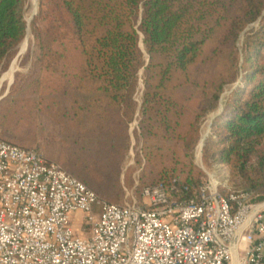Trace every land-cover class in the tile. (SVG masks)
<instances>
[{"label": "trees", "instance_id": "trees-1", "mask_svg": "<svg viewBox=\"0 0 264 264\" xmlns=\"http://www.w3.org/2000/svg\"><path fill=\"white\" fill-rule=\"evenodd\" d=\"M25 4L0 0V67L26 37ZM32 31L24 87L57 138L51 157L35 149L100 199L122 203L134 185L139 199L158 184L199 189L194 149L214 116L203 161L264 200V0H38Z\"/></svg>", "mask_w": 264, "mask_h": 264}, {"label": "built area", "instance_id": "built-area-1", "mask_svg": "<svg viewBox=\"0 0 264 264\" xmlns=\"http://www.w3.org/2000/svg\"><path fill=\"white\" fill-rule=\"evenodd\" d=\"M220 187L209 177L174 196L158 184L110 203L0 139V264H264V200Z\"/></svg>", "mask_w": 264, "mask_h": 264}, {"label": "rangeland", "instance_id": "rangeland-1", "mask_svg": "<svg viewBox=\"0 0 264 264\" xmlns=\"http://www.w3.org/2000/svg\"><path fill=\"white\" fill-rule=\"evenodd\" d=\"M38 11V0H26L25 18L28 24L25 39L19 45L16 53L11 57L6 67H0V139L12 140L22 145L37 148L44 155L51 157L54 153V137L53 126L51 120L44 115V110L39 104V97L26 89V78L33 71L34 61V34L32 31V22ZM13 70L9 77L5 75ZM142 72L140 71V77ZM233 87V86H232ZM230 86L228 91L232 90ZM142 79L139 81V89L136 94V100L141 101L142 95ZM213 117L206 121L202 130L203 138L206 139L210 124ZM137 128V122L134 121L130 125V131ZM202 138V140H203ZM202 140L194 149V161L197 167L202 171L201 181L207 180L209 177L220 183L223 192L235 189L232 178L231 168L226 164H207L202 159ZM135 145V139H132ZM140 152V146L136 149L130 148L128 165H135V155ZM138 171L134 173L137 176ZM234 180V179H233ZM137 181H135L136 184ZM129 191L137 199L138 188L136 185L132 188L124 189L122 201L126 198V192ZM78 223H74L76 232L79 231Z\"/></svg>", "mask_w": 264, "mask_h": 264}, {"label": "bare ground", "instance_id": "bare-ground-1", "mask_svg": "<svg viewBox=\"0 0 264 264\" xmlns=\"http://www.w3.org/2000/svg\"><path fill=\"white\" fill-rule=\"evenodd\" d=\"M12 71H13V70H11L10 72H8V73L5 75V77L8 78ZM203 144H204V138H203V140H202V145H201V146H203Z\"/></svg>", "mask_w": 264, "mask_h": 264}, {"label": "water", "instance_id": "water-1", "mask_svg": "<svg viewBox=\"0 0 264 264\" xmlns=\"http://www.w3.org/2000/svg\"><path fill=\"white\" fill-rule=\"evenodd\" d=\"M205 140V139H204Z\"/></svg>", "mask_w": 264, "mask_h": 264}]
</instances>
